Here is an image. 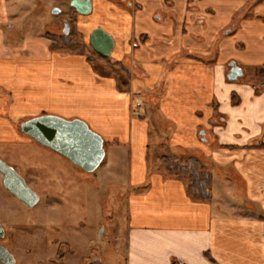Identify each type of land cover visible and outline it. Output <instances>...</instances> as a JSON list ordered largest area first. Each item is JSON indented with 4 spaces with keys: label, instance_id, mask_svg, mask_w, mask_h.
<instances>
[{
    "label": "crops",
    "instance_id": "obj_1",
    "mask_svg": "<svg viewBox=\"0 0 264 264\" xmlns=\"http://www.w3.org/2000/svg\"><path fill=\"white\" fill-rule=\"evenodd\" d=\"M116 1L101 13L123 32L113 61L132 71L124 82L33 39L18 49L34 62L15 64L16 29L0 0V83L15 100L2 101L0 139L29 143L13 125L45 113L98 134L109 153L98 185L129 189L126 264H264V0ZM231 63L242 76L230 82ZM151 122L166 129L172 151L199 153L209 202L149 167Z\"/></svg>",
    "mask_w": 264,
    "mask_h": 264
},
{
    "label": "rangeland",
    "instance_id": "obj_2",
    "mask_svg": "<svg viewBox=\"0 0 264 264\" xmlns=\"http://www.w3.org/2000/svg\"><path fill=\"white\" fill-rule=\"evenodd\" d=\"M90 1L91 12L73 18L65 5L69 0H7L8 14L11 16L9 23L16 29L12 33L16 39L7 38L9 48L12 46V61L22 65L28 61L34 62L18 49L23 39L39 41L50 53L59 56L79 55L70 49L76 45L83 48L81 56L88 58L90 67L96 73L126 81L132 71L125 68L124 63L113 61L116 59L117 44L123 43V32L118 34L110 29V24L101 13L104 4L114 8L115 3L113 0H104L99 4L96 0ZM55 9L61 13L54 15ZM13 15L17 16L15 21ZM64 19L69 23V35L62 33ZM96 29L105 31L113 39L114 49L108 58L98 56L89 45V35ZM37 50L35 48L32 53H38ZM126 63L129 61L126 60ZM12 100L14 95L6 82L0 83V118L8 116L2 101L8 107ZM135 101L146 102L142 95L135 96ZM46 115L61 118L49 113L41 116ZM26 117L35 118L32 115ZM22 120L16 121L13 128L19 136L27 138L19 131ZM152 123L148 149L149 167L152 170L167 175L163 162L158 158L164 154H173L180 160L188 157L199 159V153L178 154L172 151L173 148L170 149L165 143L164 138L168 137L166 129L161 127V123L157 128ZM160 135L158 140L157 136ZM27 139L29 143L0 139V160L9 167L13 165L25 178L27 185L39 196V203L32 209H26L0 187V223L7 232V237L0 244L15 256L18 264H126V201L129 189L117 184L100 187L101 181V185H98V177L109 154L108 146H105L101 166L93 173H85L65 157ZM199 160L208 169L206 163ZM233 198L237 199L235 191ZM81 222L85 224L83 229L79 225ZM58 260L60 262L56 263Z\"/></svg>",
    "mask_w": 264,
    "mask_h": 264
},
{
    "label": "water",
    "instance_id": "obj_3",
    "mask_svg": "<svg viewBox=\"0 0 264 264\" xmlns=\"http://www.w3.org/2000/svg\"><path fill=\"white\" fill-rule=\"evenodd\" d=\"M80 15H88L91 12L90 0H75L70 3ZM58 9L53 10L54 15H59ZM68 33V26L64 34ZM89 45L100 57L108 58L113 49L114 42L110 35L101 29L94 30L89 35ZM228 81H237L241 76V70L234 64L229 65ZM19 131L30 137L38 144L45 146L57 154L68 159L73 165L79 167L85 173L95 172L102 164L105 157L103 139L93 132L88 125L78 119L68 121L55 116L35 117L19 124ZM203 132L201 135L203 136ZM0 173L2 186L28 207H33L38 197L23 182V180L3 162L0 161ZM14 182V185L13 182ZM11 183V184H10ZM3 237V229L0 226V238ZM0 256H5L8 261L0 259L1 264H14L9 252L0 248Z\"/></svg>",
    "mask_w": 264,
    "mask_h": 264
},
{
    "label": "trees",
    "instance_id": "obj_4",
    "mask_svg": "<svg viewBox=\"0 0 264 264\" xmlns=\"http://www.w3.org/2000/svg\"><path fill=\"white\" fill-rule=\"evenodd\" d=\"M70 49L79 55H83L82 47L75 45L71 46ZM260 74L264 75V71ZM105 146L106 143L103 142L104 150ZM160 159L164 164V171L167 176L183 182L185 184L186 195L192 201L207 203L211 200V174L199 159L188 157L185 160H180L173 154H164ZM143 186L146 188L147 184Z\"/></svg>",
    "mask_w": 264,
    "mask_h": 264
},
{
    "label": "flooded vegetation",
    "instance_id": "obj_5",
    "mask_svg": "<svg viewBox=\"0 0 264 264\" xmlns=\"http://www.w3.org/2000/svg\"><path fill=\"white\" fill-rule=\"evenodd\" d=\"M73 1H75V0H69V2H68V4H65L66 5V8H67V10H69V15L71 16V17H73V18H77V16L79 15L77 12H76V10H75V8L74 7H71V5H70V3L71 2H73ZM114 2H118V1H116V0H113ZM128 3V2H127ZM68 20H63L62 21V33L64 34V31H65V27L66 26H68ZM68 32H69V27H68ZM65 35V34H64ZM66 35H69V33H67ZM1 162H3L2 160H0ZM4 163V162H3ZM5 164V163H4ZM7 167H9L7 164H5ZM12 167V168H11ZM9 168H11L22 180H23V182H24V184L31 190V188L27 185V183H26V181H25V178L23 177V176H21L20 174H19V172L17 171V170H15V167L12 165V166H10ZM2 177H3V175L0 173V187L1 188H3L9 195H11L18 203H20L24 208H26V209H32V208H34L38 203H39V196L37 195V193H35L33 190H31L34 194H36L37 195V197H38V201H37V203L33 206V207H28V206H26L23 202H21L19 199H17L13 194H11L9 191H7L3 186H2V184H1V179H2ZM13 182V181H12ZM11 184V183H10ZM12 185H14V182H13V184ZM79 225H81V229H83L84 228V226H85V224H84V222H81V223H79ZM0 226L2 227V229H3V237L2 238H0V241H2V240H4L6 237H7V232H6V230H5V227L0 223ZM73 234H71V236H72ZM0 248H4V249H6L8 252H9V254L13 257V260H14V264H18L17 263V260H16V258H15V256L7 249V248H5L4 246H2L1 244H0ZM0 259L2 260V259H4V261H8L7 260V258L4 256H0ZM62 260V259H61ZM60 262V260H58V261H56V263H59ZM1 264V263H0Z\"/></svg>",
    "mask_w": 264,
    "mask_h": 264
}]
</instances>
